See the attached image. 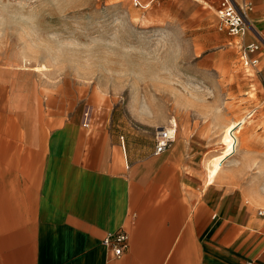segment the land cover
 <instances>
[{
    "label": "crops",
    "instance_id": "1",
    "mask_svg": "<svg viewBox=\"0 0 264 264\" xmlns=\"http://www.w3.org/2000/svg\"><path fill=\"white\" fill-rule=\"evenodd\" d=\"M250 1L259 33L252 19L264 29V0ZM254 41L264 97V38ZM16 68H0V264H264V214L253 204L264 200L251 204L239 176L221 171L236 145L209 178L217 154L202 168L203 137L183 125L156 153L160 123L25 114ZM120 230L129 242L115 257L102 241Z\"/></svg>",
    "mask_w": 264,
    "mask_h": 264
},
{
    "label": "rangeland",
    "instance_id": "2",
    "mask_svg": "<svg viewBox=\"0 0 264 264\" xmlns=\"http://www.w3.org/2000/svg\"><path fill=\"white\" fill-rule=\"evenodd\" d=\"M140 1L147 6L0 0V68L17 66L22 75L24 113L87 111L93 120L113 111L162 125L175 118L176 137L181 125L203 137L202 168L222 150L223 126L242 120L237 152L221 171L239 176L236 188L251 204V195L264 200V97L242 57L255 36L246 30L242 41L220 30L212 0Z\"/></svg>",
    "mask_w": 264,
    "mask_h": 264
},
{
    "label": "built area",
    "instance_id": "3",
    "mask_svg": "<svg viewBox=\"0 0 264 264\" xmlns=\"http://www.w3.org/2000/svg\"><path fill=\"white\" fill-rule=\"evenodd\" d=\"M132 5L144 8L147 4H143L140 0H131ZM253 4L250 0H218L215 7V15L217 17V25L220 30L226 32L229 36H244L246 30H250L256 38H261L260 34L250 25L248 21V13L252 10ZM259 49V43L250 42L244 45L243 64L254 67L258 59L251 56ZM83 123L89 122V114L85 112L83 115ZM176 126L169 122L167 125L159 126L154 130V151L160 153L166 150L174 141ZM259 214H264V208L258 210ZM103 244L110 248L113 256L119 257L128 247L129 234L123 230L115 233H108L103 238Z\"/></svg>",
    "mask_w": 264,
    "mask_h": 264
},
{
    "label": "bare ground",
    "instance_id": "4",
    "mask_svg": "<svg viewBox=\"0 0 264 264\" xmlns=\"http://www.w3.org/2000/svg\"><path fill=\"white\" fill-rule=\"evenodd\" d=\"M245 34H246V32H245ZM42 66H43V68L45 67L43 64H42ZM83 115H84V113L82 114V116ZM169 122H171L175 126H177V122H176V120L174 118L170 119ZM242 124H243L242 120H237V121H233V122L227 124L224 127V130L222 132V136L220 138V141H221V144H222V150L220 151L219 154H217L216 156H214L211 159L210 166L208 164V167H207L208 168L209 178H212L216 174V172L219 170L220 166H222L221 164L225 160H227L230 156H232L233 153L235 152V145H236V136H235V134L238 132V130L240 129ZM175 135H176V132H175ZM175 138H176V136H174V139Z\"/></svg>",
    "mask_w": 264,
    "mask_h": 264
}]
</instances>
